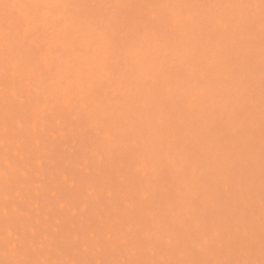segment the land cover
<instances>
[{
    "label": "rangeland",
    "instance_id": "1",
    "mask_svg": "<svg viewBox=\"0 0 264 264\" xmlns=\"http://www.w3.org/2000/svg\"><path fill=\"white\" fill-rule=\"evenodd\" d=\"M0 264H264V0H0Z\"/></svg>",
    "mask_w": 264,
    "mask_h": 264
}]
</instances>
